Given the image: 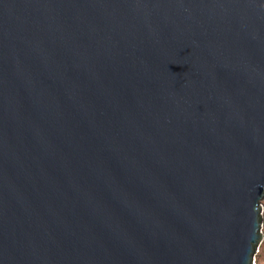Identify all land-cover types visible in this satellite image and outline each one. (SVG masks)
Returning <instances> with one entry per match:
<instances>
[{"label":"water","instance_id":"95a60500","mask_svg":"<svg viewBox=\"0 0 264 264\" xmlns=\"http://www.w3.org/2000/svg\"><path fill=\"white\" fill-rule=\"evenodd\" d=\"M264 0H0V264H254Z\"/></svg>","mask_w":264,"mask_h":264},{"label":"rangeland","instance_id":"374dc122","mask_svg":"<svg viewBox=\"0 0 264 264\" xmlns=\"http://www.w3.org/2000/svg\"><path fill=\"white\" fill-rule=\"evenodd\" d=\"M262 232H263V239H262V242L260 244L259 250L256 254L254 264H264V201H263V227H262Z\"/></svg>","mask_w":264,"mask_h":264}]
</instances>
